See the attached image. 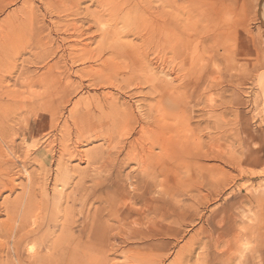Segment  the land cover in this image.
Masks as SVG:
<instances>
[{
    "label": "rangeland",
    "instance_id": "1",
    "mask_svg": "<svg viewBox=\"0 0 264 264\" xmlns=\"http://www.w3.org/2000/svg\"><path fill=\"white\" fill-rule=\"evenodd\" d=\"M59 1L0 0V264H264V0Z\"/></svg>",
    "mask_w": 264,
    "mask_h": 264
},
{
    "label": "bare ground",
    "instance_id": "2",
    "mask_svg": "<svg viewBox=\"0 0 264 264\" xmlns=\"http://www.w3.org/2000/svg\"><path fill=\"white\" fill-rule=\"evenodd\" d=\"M55 1H56V0H55ZM65 1H66V0H65ZM70 1H71V0H70ZM76 1H77V0H76ZM83 1H86V0H83ZM87 1H88V0H87ZM105 1H106V0H105ZM109 1H110V0H109ZM124 1H126V0H124ZM129 1H130V0H127V4H128ZM131 1H132V0H131ZM138 1L140 2V4H142V3H146V2H147V0H138ZM165 1H166V0H165ZM165 1L163 2V5H167ZM176 1L178 2V0H176ZM222 1H223V0H222ZM59 2H62V1L60 0ZM132 2H133V1H132ZM136 2H137V0H136ZM148 2H149V1H148ZM150 2H151V1H150ZM170 2H172V0H171V1L169 0V3H170ZM203 2H204V1H203ZM209 2H212V0L209 1ZM214 2H215V4H217L216 1H214ZM54 3H55V2H54ZM63 3H64V1L62 2V4H60V6L63 5ZM66 3H67V2H66ZM66 3H64V4H66ZM101 3H102V2H101ZM105 3H107V2H104L103 4H105ZM121 3H122V2H121ZM130 3H131V2H130ZM182 3H183V2H182ZM188 3H189V2H188ZM198 3H199V2H198ZM221 3H222V2H221ZM223 3H225V1H224ZM111 4H113V3H111ZM111 4H110V5H111ZM114 4H115V3H114ZM117 4H118L117 6H116V4L113 5V6H115V7H114L111 11H116V10H118V12H119V4H120V3H117ZM127 4H125V5H127ZM174 4H175V3H174ZM67 5H68V4H67ZM128 5H129V4H128ZM128 5H127V7L131 6V5H129V6H128ZM135 5H137V3H136ZM147 5H148V4H147ZM147 5H145V6H147ZM182 5H183V4H182ZM182 5H181V7H182ZM185 5H186V4H185ZM213 5H214V4H213V2H212V6H213ZM56 6H57V5H56ZM58 6H59V5H58ZM60 6H59V8H60ZM70 6H71V4H70ZM74 6H75V5H74ZM74 6H73V7H74ZM106 6H107V5H106ZM108 6H109V5H108ZM150 6H151V5H150ZM217 6H218V5H217ZM219 6H221V5H219ZM227 6H228V4H227ZM44 7H45V6H44ZM46 7H47V6H46ZM62 7H63V6H62ZM110 7H111V6H110ZM133 7H134V6H133ZM167 7H168V6H165L163 9H165V8H167ZM170 7H172V5H171ZM170 7H169V8H170ZM185 7H186V6H185ZM223 7H225V5H223ZM230 7H231V6H230ZM63 8H64V7H63ZM104 8H105V7H104ZM120 8H121V6H120ZM122 8H123V7H122ZM169 8H168V9H169ZM183 8H184V7H183ZM183 8H182V9H183ZM186 8H187V7H186ZM211 8H212V7H211ZM214 8H217V7H214ZM220 8H221V7H220ZM227 8H228V7H227ZM68 9H69V8H68ZM72 9H73V8H72ZM106 9H107V8H106ZM125 9H126V8H125ZM148 9H149V8H148ZM172 9H173V8H172ZM59 10H60V9H59ZM62 10H63V9H62ZM102 10H103V9H102ZM121 10H122V9H121ZM126 10H127V9H126ZM126 10H125V11H126ZM151 10H152V9H151ZM165 10H166V9H165ZM165 10H164V11H165ZM212 10H213V9H212ZM229 10H230V12H231L232 9H229ZM64 11H65V10H64ZM66 11H67V9H66ZM74 11H75V10H74ZM105 11H106V10H105ZM105 11H101V12L104 14ZM111 11H110V12H111ZM125 11H124V12H125ZM136 11H137V10H136ZM144 11H145V10H144ZM167 11H168V10H167ZM170 11H171V10H170ZM170 11H169V13H170ZM172 11H173V10H172ZM175 11H176V10H175ZM208 11H209V10H208ZM226 11H228V9H227ZM226 11H225V12H226ZM59 12H60V11H59ZM99 12H100V11H99ZM99 12H97V13L100 14L101 12H100V13H99ZM131 12H133V11L131 10ZM142 12H143V11H142ZM228 12H229V11H228ZM52 13H53V12H52ZM105 13H107V11H106ZM108 13H109V11H108ZM115 13H116V12H115ZM120 13H121V12H120ZM65 14H66V13H65ZM98 14H97V15H98ZM110 14H111V13H110ZM117 14H119V13H117ZM123 14L125 15L126 13H123ZM152 14H153V13H152ZM164 14H165V13H164ZM180 14H181V12H180ZM189 14H191V13H189ZM215 14H216V13H215ZM58 15H59V14H58ZM68 15H69V14H68ZM72 15H73V14H72ZM95 15H96V13H95ZM95 15L93 14V16H95ZM119 15H120V14H119ZM126 15L128 16V14H126ZM130 15H131V13L129 14V16H130ZM213 15H214V13H213ZM56 16H57V15H56ZM99 16H100V15H99ZM99 16H97V17H99ZM117 16H118V15H117ZM129 16H128V18H129ZM136 16H137V15H136ZM68 17H69V16H68ZM100 17H101V16H100ZM100 17H99V18H100ZM107 17H108V16H107ZM134 17H135V15H134ZM183 17H186V16H183ZM193 17H194V16H193ZM201 17H202V16H201ZM205 17H206V16H205ZM110 18H111V17H110ZM113 18H114V17H113ZM115 18H116V16H115ZM124 18H125V17H124ZM141 18H143V17H141ZM146 18H148V17H146ZM158 18H159V17H158ZM165 18H166V17H165ZM74 19H75V18H74ZM121 19H122V18H120V20H121ZM125 19H127V18H125ZM125 19H123V20H125ZM138 19H139V18H138ZM160 19H161V18H160ZM162 19H164V16H162ZM166 19H168V17H167ZM200 19H201V18H200ZM213 19H214V18H213ZM110 20H113V19H110ZM110 20H109V21H110ZM129 20H130V19H129ZM131 20H132V19H131ZM164 20H165V19H164ZM201 20H203V19H201ZM94 21H95V18H94ZM113 21H114V20H113ZM118 21H119V17H118ZM118 21H117V22H118ZM126 21H128V20H126ZM126 21H125V22H126ZM132 21H133V20H132ZM132 21H131V22H132ZM140 21H141V20H140ZM160 21H162V20H160ZM195 21H196V20H195ZM58 22H59V21H58ZM125 22H124V23H125ZM142 22H143V21H142ZM142 22H140V23H142ZM181 22H182V21H181ZM196 22H197V21H196ZM196 22H195V23H196ZM201 22H204V21H201ZM197 23H198V22H197ZM204 23H205V22H204ZM211 23H213V22H211ZM21 24H22V22H21ZM25 24H26V23H25ZM71 24H72V23H71ZM114 24H115V23H114ZM117 24H118V23H117ZM117 24H116V25H117ZM120 24H121V23H120ZM201 24H202V23H201ZM73 25H74V24H73ZM125 25H126V24H125ZM183 25H184V24H183ZM199 25H200V24H199ZM199 25H198V27H199ZM203 25H204V24H203ZM15 26H16V25H15ZM64 26H65V25H64ZM69 26H70V25H69ZM114 26H115V25H114ZM157 26H158V25H157ZM233 26H234V24H233ZM117 27H118V26H117ZM141 27H142V26H141ZM149 27H150V26H149ZM211 27H212V26L210 25L209 28H211ZM11 28H12V27H11ZM27 28H28V27H27ZM66 28H67V26H66ZM114 28H115V27H114ZM136 28H137V27H136ZM227 28H230V27H227ZM55 29H56V28H55ZM73 29H74V28H73ZM115 29H116V28H115ZM182 29H183V28H182ZM196 29H198V28H196ZM196 29H195V30H196ZM201 29H202V28H201ZM212 29H213V28H212ZM215 29H216V28H215ZM10 30H11V29H10ZM27 30H28V29H27ZM158 30H159V36H160V29H158ZM199 30H200V29H199ZM18 31H19V30H18ZM25 31H26V30H25ZM28 31H29V30H28ZM65 31H66V30H65ZM111 31H112V29H111ZM115 31H117V30H115ZM132 31L134 32V30H132ZM135 31H136V30H135ZM146 31H147V30H146ZM149 31H150V29H149ZM149 31H148V32H149ZM151 31H153V30H151ZM216 31H217V30H216ZM224 31H225V30H224ZM19 32H20V31H19ZM57 32H58V31H57ZM109 32H110V31H109ZM148 32H147V33H148ZM188 32H189V31H188ZM218 32H219V31H218ZM225 32H226V31H225ZM227 32H228V31H227ZM65 33H66V32H65ZM80 33H81V32H80ZM111 33H113V32H111ZM118 33H119V32H118ZM134 33H135V32H134ZM134 33H133V34H134ZM185 33H186V32H185ZM221 33H222V32H221ZM71 34H73V33H71ZM109 34H110V33H109ZM114 34L117 35L116 32H115ZM198 34H199V32L197 33V35H198ZM14 35H15V34H14ZM16 35H17V34H16ZM110 35H111V34H110ZM110 35H108V36L110 37ZM146 35H147V34H146ZM163 35H164V34H163ZM193 35H194V33H193ZM219 35H220V34H219ZM223 35H224V34H223ZM223 35H222V36H223ZM10 36H11V35H10ZM112 36H113V35H112ZM125 36H126V35H125ZM128 36H129V34H128ZM134 36H135V35H134ZM143 36H144V35H143ZM143 36H142V37H143ZM159 36H158V37H159ZM194 36H196V34H195ZM225 36H226V35H225ZM8 37H9V36H8ZM115 37H116V36H115ZM126 37H127V36H126ZM144 37H145V36H144ZM144 37H143V38H144ZM10 38H11V37H10ZM14 38H15V37H14ZM136 38H137V37H136ZM147 38H149V37H147ZM147 38H146L145 41L148 40ZM159 38H160V37H159ZM161 38H162V37H161ZM163 38H164V37H163ZM213 38H215V36H214ZM181 39H182V38H181ZM227 39H229V38H227ZM3 40H4V39H3ZM14 40H15V39H14ZM73 40H74V39H73ZM111 40H112V39H111ZM130 40H131V39H130ZM139 40H140V39H139ZM142 40H143V39H142ZM150 40H151V39H150ZM166 40H167V39H166ZM209 40L211 41V36H210V39H209ZM154 41H155V40H154ZM156 41H157V40H156ZM159 41H160V40H159ZM204 41H205V40H204ZM116 42H118V40H117ZM120 42H121V41H120ZM120 42H119V43H120ZM148 42H150V41H148ZM148 42H147V43H148ZM151 42H152V41H151ZM160 42H161V41H160ZM205 42H206V41H205ZM121 43H122V42H121ZM131 43H132V42H131ZM143 43H145V42H143ZM201 43H202V41H201ZM201 43H199V44H201ZM207 43H209V41H208ZM7 44H8V43H7ZM132 44H133V43H132ZM158 44H159V43H158ZM204 44H205V43H204ZM0 45H1V44H0ZM113 45H114V44H113ZM122 45H123V44H122ZM125 45H127V44H125ZM128 45H130V44H128ZM128 45H127V46H128ZM134 45H135V44H134ZM1 46H2V45H1ZM96 46H97V45H96ZM135 46H136V45H135ZM135 46H134V47H135ZM137 46H138V45H137ZM141 46H142V44H141ZM152 46H153V45H152ZM157 46H158V45H157ZM123 47H124V46H123ZM139 47H140V46H139ZM150 47H151V44H150ZM159 47H160V46H159ZM167 47H168V46H167ZM111 48H112V47H111ZM113 48H114V46H113ZM130 48H131V47H130ZM135 48H136V47H135ZM155 48H156V46H155ZM95 49H96V48H95ZM136 49H137V48H136ZM141 49H142V47H141ZM161 49H162V48H161ZM117 50H118V49H117ZM137 50H138V49H137ZM151 50H152V49H151ZM153 50H154V48H153ZM156 50H157V49H156ZM158 50H159V48H158ZM168 50H169V49H168ZM88 51H89V50H88ZM109 51H110V50H109ZM112 51H114V50H112ZM112 51H111V52H112ZM142 51H143V50H142ZM145 51H146V50H145ZM154 51H155V50H154ZM161 51H162V50H161ZM173 51H174V54H177V52H176L175 49H173ZM67 52H68V51H67ZM92 52H93V51H92ZM114 52H115V51H114ZM140 52H141V51H140ZM146 52H147V51H146ZM155 52H156V51H155ZM209 52H210V51H209ZM213 52H214V51H213ZM76 53H77V52H76ZM102 53H105V52H104V51L101 52V56H102ZM106 53H107V52H106ZM132 53H134V52H132ZM210 53H211V52H210ZM210 53H209V54H210ZM215 53H216V52H215ZM221 53H222V51H221ZM74 54H75V53H74ZM82 54H83V53H82ZM88 54H89V53H88ZM94 54H95V53H94ZM129 54H130V53H129ZM138 54H139V51H138ZM140 54H141V53H140ZM148 54H149V52H148ZM152 54H153V53H152ZM156 54H157V53H156ZM156 54H155V55H156ZM167 54H168V53H167ZM170 54H172V53H170ZM219 54H220V53H219ZM83 55H84V54H83ZM113 55H114V54H113ZM113 55H112V56H113ZM160 55H161V53L159 54V56H160ZM73 56H74V55H73ZM118 56H119V55H118ZM142 56H143V55H142ZM156 56H157V55H156ZM168 56H169V54H168ZM172 56H173V55H172ZM184 56H185V55H184ZM201 56H203V55H201ZM213 56H215V55H213ZM219 56H220V55H219ZM71 57H72V56H71ZM113 57H115V56H113ZM131 57H132V56H131ZM139 57H141V56H139ZM162 57H163V56H162ZM211 57H212V55H211ZM217 57H218V56H217ZM74 58H76V56H75ZM116 58H117V57H116ZM120 58H121V57H120ZM125 58H126V57H125ZM141 58H142V57H141ZM149 58H150V57H149ZM166 58H168V57H166ZM107 59H108V58H107ZM111 59H112V58H111ZM117 59H118V58H117ZM130 59H131V58H130ZM132 59H133V58H132ZM155 59H156V58H155ZM162 59H163V58H162ZM168 59H169V58H168ZM173 59H174V58H173ZM211 59H213V58H211ZM216 59H217V58H216ZM91 60H92V57H91ZM124 60H125V59H124ZM145 60H146V59H145ZM164 60H165V59H164ZM214 60H215V59H214ZM217 60H218V59H217ZM103 61H107V60H103ZM136 61L138 62V60H136ZM155 61H156V60H155ZM159 61H160V60H159ZM162 61H163V60H162ZM75 62H76V61H75ZM88 62H89V61H88ZM100 62H101V61H100ZM113 62H114V61H113ZM118 62H119V61H118ZM121 62H122V60H121ZM124 62H125V61H124ZM157 62H158V61H157ZM166 62H167V61H166ZM166 62L164 63L165 65H167ZM179 62H180V61H179ZM179 62H178V64H179ZM218 62H219V61H218ZM105 63H106V62H105ZM107 63H108V62H107ZM148 63H149V62H148ZM175 63H176V62H175ZM196 63H197V62H196ZM120 64H121V63H120ZM139 64H140V63H139ZM142 64H143V63H142ZM149 64H150V63H149ZM157 64H158V63H157ZM157 64H156V65H157ZM161 64H163V62H161ZM178 64H177V65H178ZM109 65H110V64H109ZM123 65H124V64H123ZM153 65H154V64H153ZM153 65H152V66H153ZM177 65H176V66H177ZM111 66H112V65H111ZM159 66H160V65H159ZM159 66H157V67H159ZM174 66H175V65H174ZM123 67H124V66H123ZM126 67H127V66H126ZM143 67H144V66H143ZM160 67L162 68L163 66H160ZM194 67H195V66H194ZM145 68H146V67H145ZM163 68L166 69V66L163 67ZM168 68H169V66H168ZM179 68H180V66H179ZM179 68H178V69H179ZM134 69H135V68H134ZM172 69H173V67H172ZM100 70H101V69H100ZM112 70H114V69H112ZM119 70H120V69H119ZM160 70H161V69H160ZM163 70H164V69H163ZM163 70H162V72H163ZM168 70H169V69H168ZM173 70H174V69H173ZM188 70H189V69H188ZM188 70H187V71H188ZM131 71H132V70H131ZM131 71H130V72H131ZM136 71H137V70H136ZM169 71H170V70H169ZM176 71H177V70H176ZM187 71H186V72H187ZM173 72H174V71H173ZM173 72H172V74H173ZM99 73H100V72H99ZM131 73L134 74L133 72H131ZM131 73H130V74H131ZM170 73H171V72H170ZM174 73H175V72H174ZM177 73H178V72H177ZM112 74H113V73H112ZM181 74H182V73H181ZM122 75H124V74H122ZM127 75H128V74H127ZM127 75H126V76H127ZM134 75H135V74H134ZM170 75H171V74H170ZM174 75H176V73H175ZM177 75L179 76V73H178ZM132 76H133V75H132ZM135 76H136V75H135ZM162 76H163V75H162ZM162 76H161V77H162ZM111 77H112V76H111ZM127 77H128V76H127ZM172 78H175V77H173V75H172ZM179 78H180V77H179ZM181 78H182V75H181ZM106 79H107V78H106ZM107 80H108V79H107ZM123 80H124V79H123ZM173 80H174V79H173ZM175 80H176V79H175ZM200 82H201V81H200ZM200 82H199V83H200ZM116 83H117V82H116ZM174 83H175V82H174ZM179 83H180V82H179ZM109 84H110V83H109ZM113 84H114V83H113ZM119 84H120V83H119ZM176 85H177V84H176ZM97 86H98V85H97ZM102 86H103V85H102ZM180 86H181V85H180ZM112 87H113V86H112ZM151 87H152V86H151ZM180 88H181V87H180ZM119 90H120V89H119ZM153 90H154V89H153ZM150 91H151V90H150ZM154 91H155V90H154ZM156 91H157V90H156ZM158 92H159V91H158ZM104 93H105V92H104ZM145 93H146V92H145ZM156 93H157V92H156ZM111 94H112V93H111ZM161 94H163V93H161ZM198 95H199V94H198ZM145 97H146V96H145ZM164 97H165V96H164ZM132 98H133V97H132ZM147 98H148V95H147ZM94 99H95V98H94ZM96 99H97V98H96ZM106 99H107V98H106ZM177 99H178V98H177ZM25 101H26V100H25ZM88 102H89V101H88ZM38 103H39V102H38ZM123 103H124V102H123ZM110 104H111V103H110ZM32 105H33V104H32ZM76 106H77V105H76ZM87 109H88V108H87ZM113 109H114V111H115L116 108H113ZM137 109H138V108H137ZM76 110H77V109H76ZM117 111H118V110H117ZM70 112H71V109H70ZM119 112H121V111H119ZM113 113H114V112L112 111V114H113ZM116 114L118 115V113H116ZM116 114H113V115H116ZM109 115H110V114H109ZM118 116H120V115H118ZM134 118H135V117H134ZM68 119H69V118H68ZM126 120H127V119H126ZM145 120H146V119H145ZM137 122H138V121H137ZM128 124H129V123H128ZM145 124H146V123H145ZM109 125H110V124H109ZM155 125H156V124H155ZM153 126H154V125H153ZM110 127H111V126H110ZM113 127H114V126H113ZM116 127H117V126H116ZM111 128H112V127H111ZM114 128H115V127H114ZM104 129H105V128H104ZM107 129H109V128H107ZM107 129H106V130H107ZM117 129H118V128H117ZM159 129H160V128H159ZM101 131H102V130H101ZM103 131H104V130H103ZM109 131H110V129H109ZM112 131H114V130H112ZM150 131H151V130H150ZM150 131H149V132H150ZM96 132H97V131H96ZM106 132H107V131H106ZM126 132H127V131H126ZM142 132H143V131H142ZM145 132H146V131H145ZM109 133H110V132H109ZM150 133H152V131H151ZM153 133H154V132H153ZM140 134H141V133H140ZM142 134H143V133H142ZM144 134H145V133H144ZM95 135H96V134H95ZM77 138H78V137H77ZM141 138H142V137H141ZM63 139H64V138H63ZM145 139H146V138H145ZM149 139H150V138H149ZM149 139H148V140H149ZM140 140H141V139H140ZM153 140H155V139H153ZM149 141H150V140H149ZM149 141H147V142H149ZM151 141H152V140H151ZM156 142H158V141H155V144H156ZM139 143H140V142H139ZM142 143H143V142H142ZM152 143H153V142H152ZM162 143H163V144H162V149H164V148L166 147V144H165L164 141H162ZM148 144H149V143H148ZM153 144H154V143H153ZM155 144H154V145H155ZM157 144H158V143H157ZM151 145H152V144H151ZM141 146H142V145H141ZM144 146H145V145H144ZM152 146H153V145H152ZM65 147H66V146H65ZM141 148H142V147H141ZM147 148H148V146H147ZM150 148H152V147H150ZM150 148H149V149H150ZM154 148H155V147H154ZM160 148H161V147H160ZM60 149H61V148H60ZM143 149H144V148H143ZM152 149H153V148H152ZM144 150H145V149H144ZM146 150H147V149H146ZM151 151H152V150H151ZM151 151H150V152H151ZM128 152H129V151H128ZM142 152H144V151H142ZM150 152H149V154H150ZM153 152H154V151H153ZM144 153H145V152H144ZM144 153H143V154H144ZM140 154H141V153H140ZM149 154H148V155H149ZM152 154H153V153H152ZM144 155H145V154H144ZM144 155H143V156H144ZM153 155H154V154H153ZM153 155H152V157H154ZM72 156H73V155H72ZM128 156H129V155H128ZM137 156H138V155H137ZM143 156H142V157H143ZM148 157H149V156H148ZM152 157H150V158H152ZM164 157H165V155H164ZM130 158H132V157L130 156ZM137 158H138V157H137ZM139 158H140V157H139ZM162 158H163V157H162ZM140 159H141V158H140ZM147 159H149V158H147ZM147 159H145V160H147ZM153 159H154V158H153ZM163 159H164V158H163ZM133 160H134V159H133ZM149 160H151V159H149ZM156 160H157V158L155 159V161H156ZM158 160H159V159H158ZM79 161H80V160H79ZM152 161H153V160H152ZM152 161H151V162H152ZM160 161H161V160H160ZM166 161H167V160H166ZM166 161H165V162H166ZM168 161H169V160H168ZM168 161H167V162H168ZM136 162H137V159H136ZM140 162H141V161H140ZM144 162H145V161H144ZM156 162H157V161H156ZM146 163H147V162H146ZM153 163H154V162H153ZM168 163H169V162H168ZM143 164H144V163H143ZM163 164H164V163H163ZM115 165H116V164H115ZM115 165H114V166H115ZM153 165H154V164H153ZM114 166H113V167H114ZM144 166H145V165H144ZM150 166H151V165H150ZM164 166H165V165H164ZM142 167H143V166H142ZM154 167H155V166H154ZM150 168L153 169L152 166L149 167V169H150ZM162 168H163V167H162ZM165 168H167V167H165ZM165 168H163V169H165ZM152 169H151V170H152ZM92 170H93V169H92ZM158 170H161V168L158 169ZM158 170H157V171H158ZM141 171H142V170H141ZM149 171H150V170H149ZM164 171L166 172V170H164ZM57 172H58V171H57ZM155 172H156V171H155ZM162 172H163V171H162ZM90 173H91V172H90ZM156 173H157V172H156ZM159 173H160V172H159ZM168 174H169V172H168ZM130 175H131V174H130ZM137 175H138V173H137ZM140 175H141V174H140ZM138 176H139V175H138ZM157 176H158V175H157ZM134 177H135V176H134ZM132 179H133V178H132ZM151 179H152V178H150V180H151ZM134 181H136V180H134ZM134 181H133V182H134ZM155 182H156V181H155ZM134 183H135V182H134ZM132 184H133V183H132ZM134 185H135V184H134ZM141 185H142V184H141ZM136 186H137V185H136ZM153 186H154V185H153ZM141 187H142V186H141ZM154 187H155V186H154ZM136 188H137V187H136ZM136 188H135V189H136ZM149 188H150V187H149ZM152 188H153V187H152ZM139 189H140V187H139ZM141 189H142V188H141ZM141 189H140V190H141ZM155 189H156V188H155ZM96 190H97V189H96ZM133 191L135 192V194H137V193L139 192L138 189H137V191H138L137 193H136V190H133ZM142 191H143V190H142ZM159 191H160V190H159ZM151 192H152V191H151ZM157 192H158V190H157ZM160 193H162V194L164 195L163 192H160ZM135 194H134V195H135ZM140 194H141V193H140ZM134 195H133V196H134ZM159 195H160V194H159ZM141 196H142V195H141ZM142 197H143V196H142ZM165 197H166V196H165ZM165 197H164V198H165ZM134 198H135V197H134ZM136 198H137V196H136ZM140 199H141V198H140ZM142 200H144V199H142ZM142 200H141V201H142ZM149 200H151V199H149ZM133 201H134V200H133ZM138 201H139V197H138ZM164 202H165V201H164ZM141 203H142V202H141ZM133 204H134V203H133ZM133 204H132V205H133ZM164 204H165V203H164ZM134 205H136V204H134ZM126 206H127V205H126ZM154 206H155V205H154ZM160 207H161V206H160ZM152 208H153V207H152ZM163 208H164V207H163ZM146 211H147V210H146ZM157 211H158V210H157ZM157 211H154V212L156 213ZM148 213H149V210H148ZM152 213H153V212H152ZM158 215H159V214H158ZM164 217H165V216H164ZM166 217H167V216H166ZM164 219H165V218H164ZM27 222H28V221H27ZM162 222H163V221H162ZM162 222H161V224H162ZM163 223H164V222H163ZM176 224H177V223H176ZM19 228H20V227H19ZM22 228H23V225H22ZM24 229H25V226H24ZM22 230H23V229H22ZM18 231L22 232V231L19 230V229H18ZM23 231H24V230H23ZM20 232H17V233H20ZM24 233H25V232H24ZM71 234H72V233H71ZM149 234H150V233H149ZM152 235H154V234H152ZM152 239H153V238H152ZM39 240H40V239H39ZM83 258H84V257H83ZM210 261H211V260H210ZM200 264H201V263H200Z\"/></svg>",
    "mask_w": 264,
    "mask_h": 264
}]
</instances>
